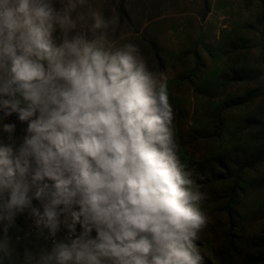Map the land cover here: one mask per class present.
Wrapping results in <instances>:
<instances>
[{"label": "clouds", "instance_id": "1", "mask_svg": "<svg viewBox=\"0 0 264 264\" xmlns=\"http://www.w3.org/2000/svg\"><path fill=\"white\" fill-rule=\"evenodd\" d=\"M119 25L92 0H0V251L24 216V264L203 260L168 77Z\"/></svg>", "mask_w": 264, "mask_h": 264}, {"label": "rangeland", "instance_id": "2", "mask_svg": "<svg viewBox=\"0 0 264 264\" xmlns=\"http://www.w3.org/2000/svg\"><path fill=\"white\" fill-rule=\"evenodd\" d=\"M92 2L118 15L120 42L139 45L150 67L168 77L178 154L207 194L209 223L195 242L201 264H264L261 1ZM28 227L18 216L0 264H24Z\"/></svg>", "mask_w": 264, "mask_h": 264}, {"label": "trees", "instance_id": "3", "mask_svg": "<svg viewBox=\"0 0 264 264\" xmlns=\"http://www.w3.org/2000/svg\"><path fill=\"white\" fill-rule=\"evenodd\" d=\"M261 1V18H263V22H264V0H260ZM261 154L257 153V157L255 159H252V161H250V164H252L253 162H255L256 160H258V158H260Z\"/></svg>", "mask_w": 264, "mask_h": 264}]
</instances>
